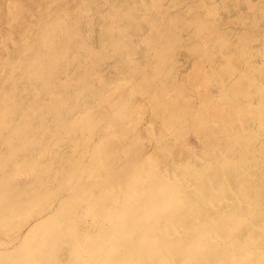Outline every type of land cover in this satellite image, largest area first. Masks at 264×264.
<instances>
[{
    "label": "rangeland",
    "instance_id": "374dc122",
    "mask_svg": "<svg viewBox=\"0 0 264 264\" xmlns=\"http://www.w3.org/2000/svg\"><path fill=\"white\" fill-rule=\"evenodd\" d=\"M263 13L264 0H0V93L15 89L23 108L38 103L42 111L58 99L53 110L67 118L83 111L57 154L44 160L61 182L86 188L93 151L105 158L98 172L110 174L109 182L147 166L148 156L170 169L225 155L247 160L260 188L250 189L259 194L264 138L256 120L264 113L251 106L264 102ZM48 31H63L54 42L66 46L65 55L32 92L24 74ZM83 82L94 97L72 107ZM211 165L207 180L217 187Z\"/></svg>",
    "mask_w": 264,
    "mask_h": 264
},
{
    "label": "bare ground",
    "instance_id": "6f19581e",
    "mask_svg": "<svg viewBox=\"0 0 264 264\" xmlns=\"http://www.w3.org/2000/svg\"><path fill=\"white\" fill-rule=\"evenodd\" d=\"M52 32L42 37L43 50L36 49L40 54L25 71L24 89L41 88L35 84L48 65L65 55L66 46L54 42L63 31ZM86 85L73 96L72 107L94 97ZM0 97V264H264V192L251 191L260 188L247 160L222 155L212 161L217 187L207 180L211 163L202 155L170 169L148 156L147 166L118 172L109 182L110 174L98 172L105 158L93 151L89 166L95 173L86 188L75 187L51 174L44 160L57 154L83 111L63 117L53 110L61 107L54 98L46 111L38 103L23 108L15 89ZM251 107L264 113V102ZM256 123L264 138V121ZM70 150L74 160V143Z\"/></svg>",
    "mask_w": 264,
    "mask_h": 264
}]
</instances>
